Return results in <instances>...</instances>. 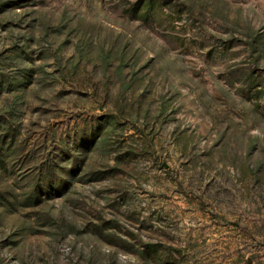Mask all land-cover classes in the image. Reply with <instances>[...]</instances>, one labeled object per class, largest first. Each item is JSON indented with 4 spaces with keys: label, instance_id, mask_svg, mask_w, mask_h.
Segmentation results:
<instances>
[{
    "label": "rangeland",
    "instance_id": "obj_1",
    "mask_svg": "<svg viewBox=\"0 0 264 264\" xmlns=\"http://www.w3.org/2000/svg\"><path fill=\"white\" fill-rule=\"evenodd\" d=\"M0 264H264V0H0Z\"/></svg>",
    "mask_w": 264,
    "mask_h": 264
}]
</instances>
